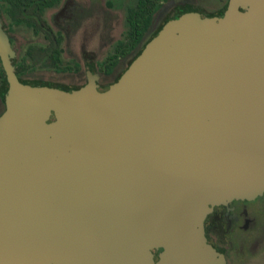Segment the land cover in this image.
<instances>
[{
	"label": "water",
	"instance_id": "1",
	"mask_svg": "<svg viewBox=\"0 0 264 264\" xmlns=\"http://www.w3.org/2000/svg\"><path fill=\"white\" fill-rule=\"evenodd\" d=\"M0 264H223L214 202L264 195V0L171 22L115 84H22L0 38Z\"/></svg>",
	"mask_w": 264,
	"mask_h": 264
},
{
	"label": "flooded vegetation",
	"instance_id": "2",
	"mask_svg": "<svg viewBox=\"0 0 264 264\" xmlns=\"http://www.w3.org/2000/svg\"><path fill=\"white\" fill-rule=\"evenodd\" d=\"M196 1L199 0H138L137 7L145 6L147 8L140 27L145 25L148 17L151 16L152 19L147 28L143 30V36L140 39L135 32L136 34L132 38L126 40V5L121 0H103L106 10H115L123 14V30L120 37L109 38V42L102 48L103 54L80 44L78 57H66L65 29H73L71 22L84 11L85 0H0V38L9 53L16 74L23 80L27 79L32 83L35 82L33 84H46L64 89H90L93 86L106 88L115 85L120 80L136 62L143 50L171 22L183 16L217 17L226 13L231 2V0H206L202 1L203 4L191 6ZM152 6H155L156 10L151 13L149 11ZM60 19L64 20L63 24L59 22ZM84 24L83 21L82 25ZM18 34L27 35L25 37L27 43L16 56L13 54V46L17 43ZM59 34L63 36L62 58L66 65L73 68L72 70L59 71L51 65L43 67L40 64L24 74L17 73L19 64L24 58L28 59L31 46L38 49L50 48L49 57L56 55L55 46ZM120 43H123L122 46L125 50L130 49L131 51L122 54L116 52ZM139 50L142 52L140 53ZM109 65L110 70L107 68ZM42 71L73 74L80 82L66 85L56 81L29 77ZM1 96L0 88V102L6 109ZM258 200L261 203L259 211L251 207V203L258 202ZM203 233L205 245L224 255L223 264H230V255L235 250L239 255L249 253L252 256L264 258V195L250 202L230 203L225 201L220 204L214 202L213 209L204 222ZM150 245L154 262L158 264L161 257L156 237L152 238Z\"/></svg>",
	"mask_w": 264,
	"mask_h": 264
},
{
	"label": "rangeland",
	"instance_id": "3",
	"mask_svg": "<svg viewBox=\"0 0 264 264\" xmlns=\"http://www.w3.org/2000/svg\"><path fill=\"white\" fill-rule=\"evenodd\" d=\"M194 1V0H186ZM202 1L193 2L191 6L201 4ZM86 5L82 14L77 15V18L71 22L73 29H65L66 35V57H78L80 52V44H84L90 50L102 53V48L106 46L111 37H120L123 30V14L119 11H109L105 9L103 0H85ZM203 4V3H202ZM85 22L82 25V22ZM59 22L63 24L64 20L60 19ZM114 30V32H113ZM157 34V32H156ZM16 45L13 46L14 55H19L21 48L27 43L26 36L18 34ZM29 36V35H28ZM30 78H42L46 81H56L66 85L77 84L80 82L73 74H57L55 72H37ZM2 103L0 102V118L4 114ZM256 200V199H255ZM250 202L252 200H245ZM252 202L251 207L259 211L261 203ZM240 203V202H239ZM249 253L239 255L236 250L230 255V264H264V258L260 256H252Z\"/></svg>",
	"mask_w": 264,
	"mask_h": 264
},
{
	"label": "trees",
	"instance_id": "4",
	"mask_svg": "<svg viewBox=\"0 0 264 264\" xmlns=\"http://www.w3.org/2000/svg\"><path fill=\"white\" fill-rule=\"evenodd\" d=\"M137 1L138 0H121L122 3H124L126 5L127 8V17H126V26H127V32L125 33V38L126 40L128 38H132L137 32V36L140 39L143 36V30H145L147 28V26L149 25V23L151 22L152 17H148L146 20V23L143 27H140L141 24L140 22L142 20H144L145 17V12L147 10V8L144 7H137ZM143 1V0H140ZM53 4V3H52ZM156 10L155 6H152L149 12H154ZM138 22V23H137ZM58 40H57V45L55 46V50H56V55H54L53 57H49V52H50V48L49 49H43V48H35L34 46L30 47V50L28 52V59L26 60V58H24V60L22 61V63L19 64V67L17 69V73L18 74H24L26 72H28L29 70L36 68L38 65L42 64L43 67H49L50 65L54 68H56L59 71H63V70H72L73 68L69 65H66L64 63V60L62 58V53H63V49H62V42H63V36L62 34L58 35ZM123 43H120L118 45V47L116 48L117 50H115L116 52H119V54L121 53H126L129 50H125L124 47L122 46ZM140 53L142 52L141 50H139ZM139 53V54H140ZM113 56V55H112ZM109 68V70L111 69L110 65L107 67ZM18 76V75H17ZM19 78V77H18ZM20 82L22 84H33L35 82H31L29 80H23L21 78ZM0 88L2 90V96L1 98L4 101L3 98V94L7 91V85H6V79H5V71L3 69V67L1 66V61H0ZM64 89V88H61Z\"/></svg>",
	"mask_w": 264,
	"mask_h": 264
}]
</instances>
